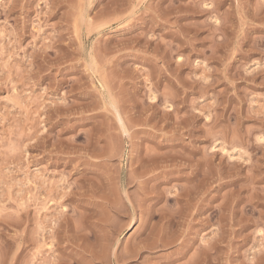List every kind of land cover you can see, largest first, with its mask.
I'll return each mask as SVG.
<instances>
[{
	"label": "rangeland",
	"instance_id": "obj_1",
	"mask_svg": "<svg viewBox=\"0 0 264 264\" xmlns=\"http://www.w3.org/2000/svg\"><path fill=\"white\" fill-rule=\"evenodd\" d=\"M262 138L264 0H0V264H264Z\"/></svg>",
	"mask_w": 264,
	"mask_h": 264
},
{
	"label": "bare ground",
	"instance_id": "obj_2",
	"mask_svg": "<svg viewBox=\"0 0 264 264\" xmlns=\"http://www.w3.org/2000/svg\"><path fill=\"white\" fill-rule=\"evenodd\" d=\"M152 100V99H151ZM114 106V105H113ZM112 106V107H113ZM116 114H117V112H116ZM118 115V114H117ZM117 122H119L118 124L120 125L119 127H121V129L123 130V132L124 133H126L125 132V126H124V123H123V121L121 120V118L119 117V115H118V118H117ZM261 138H259L258 140H260ZM263 140H264V138H262ZM200 189H204V193H203V197L202 198H200V205H201V203H203L202 204V207H200V209H198V211H197V213H196V215H201L202 216V214H204L207 210H208V200H206L207 199V195H204L206 192L205 191H207V187H200ZM199 191V190H198ZM198 191H197V193H198ZM200 193V192H199ZM202 193V192H201ZM196 194V193H195ZM199 196V195H198ZM201 196V195H200ZM197 197V196H196ZM197 198H199V197H197ZM207 201V202H206ZM199 205V204H198ZM211 205V204H210ZM207 215V214H206ZM209 218V217H208ZM203 222H204V224H203V226L205 227V226H208L209 225V220L206 218V219H204L203 220ZM206 228V227H205ZM161 239V238H160ZM160 239L158 240V241H160ZM155 241V240H154ZM160 242H163L162 241V239H161V241ZM154 243L155 244H157L156 243V241L155 242H153L152 244H153V246H154ZM163 243H165V242H163ZM163 243H161L162 245H166V243L165 244H163ZM168 243V245H169V242H167ZM159 244V243H158ZM168 245H166V246H168ZM145 246H147V245H145ZM161 246V245H160ZM159 246V247H160ZM163 246V247H164ZM208 247V246H207ZM161 248V247H160ZM205 248V247H204ZM140 250V249H139ZM183 251V250H182ZM206 251H207V249H206ZM205 250L203 251V252H206ZM184 253H186V252H183L182 254L181 253H179V255L181 256V258L184 256ZM178 259H179V257H178ZM61 263H63V261L62 262H60L59 261V264H61Z\"/></svg>",
	"mask_w": 264,
	"mask_h": 264
}]
</instances>
